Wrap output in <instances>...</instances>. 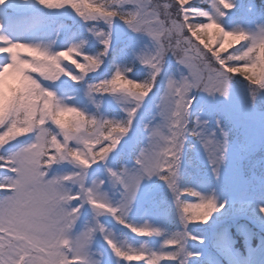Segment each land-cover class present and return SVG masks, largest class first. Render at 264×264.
I'll list each match as a JSON object with an SVG mask.
<instances>
[{
    "label": "clouds",
    "instance_id": "9594fccd",
    "mask_svg": "<svg viewBox=\"0 0 264 264\" xmlns=\"http://www.w3.org/2000/svg\"><path fill=\"white\" fill-rule=\"evenodd\" d=\"M39 2L50 10L70 8L85 20L93 21L89 32L104 47L88 53L85 46L89 40L82 38L56 50V41L50 38L26 41L0 34V54H7L6 62L0 64L3 65L0 82L3 83L5 77L18 78L21 85L10 98L14 104L6 103L3 91L0 92V170H3L0 171V187L15 189L9 199L16 205L15 211L9 213L5 211L9 199L0 200V233L4 234L0 240V262L103 264V254L97 255L93 249L97 234L102 235L122 259L128 260L120 252H147L151 258L155 251L131 244L99 217L109 214L133 233L138 228L156 229L147 221L136 224L129 220L132 191H136L137 181L140 183L145 177L162 175L157 170L168 164L167 183L174 193L183 229L170 234L164 241L165 247L155 253L167 254L176 264H190L191 258L200 254L189 247V241L201 238L189 230V225L207 223L224 207L214 189L204 192L179 182L181 156L190 131L188 124L195 99L193 92L199 89L228 96L229 81L239 74L249 82L253 99L261 93L264 89V19L257 20L254 27L227 29L222 22L225 10L229 8L226 0H212L214 11L197 7L193 0L191 3L189 0H179V3L177 0H144L145 5L160 6V11L165 14L162 20L146 9L136 12L137 27L133 30L150 36L152 47L147 52L136 53L128 64H116L111 75L87 85L89 96L112 94L121 102L126 115L116 118L100 114L101 102L96 101V111H90L73 103L72 96H61L58 90L45 86L41 79L54 83L68 77L79 82L89 73L99 72L108 54L114 19L123 20L124 16L135 12L136 7H128L134 5L131 0H96L95 4L101 5L102 9L115 11L116 15L112 16L107 11L93 10L90 7L93 0ZM205 16L207 22L198 19ZM99 21L106 22L108 27L98 26ZM210 34L215 37V48ZM201 43L205 48L212 45V56L205 58L196 54ZM163 49L176 59L184 57L187 64L183 66L188 71H181L179 76L175 73L167 76L157 104L160 119L145 125L148 143L134 157V164H124L119 170L108 168L113 182L120 186V196L116 199L105 188V179L95 178L89 182V169L98 161L106 160L127 134L115 125L131 129L132 120L164 71L167 54L162 52ZM137 63L145 68L146 74L142 78L130 75ZM68 65L74 66L75 71ZM187 65L205 68L209 78L203 80L198 74L193 75ZM231 67L241 71L232 73ZM245 73L255 78L249 79ZM18 137L30 139L26 144H17ZM211 147L217 161H223L226 153L223 144L213 140ZM64 163L71 164L73 169L54 171V166ZM214 171L218 178V168ZM85 204L91 206L93 216L77 230ZM204 216L208 219H201ZM138 234L151 236L161 234V231Z\"/></svg>",
    "mask_w": 264,
    "mask_h": 264
},
{
    "label": "rangeland",
    "instance_id": "374dc122",
    "mask_svg": "<svg viewBox=\"0 0 264 264\" xmlns=\"http://www.w3.org/2000/svg\"><path fill=\"white\" fill-rule=\"evenodd\" d=\"M128 7L132 8L136 5L130 4ZM61 15L74 21L73 29H67L62 34L61 28L65 26L57 25L58 17L62 18ZM260 19H264V12L252 3L242 1L239 12L227 17L228 29L254 27L255 22ZM93 23V21L78 16L74 10L67 7L58 10L48 9L45 13L39 12L31 16H9L0 7V34L26 41L50 38L56 41L54 45L56 50L77 42V38L81 37L89 40L85 46L88 53H93L92 50L97 46L103 48L104 45L89 32ZM98 26L108 27L104 21H99ZM110 34L111 45L105 63L99 72L89 73L84 80L79 82L62 77L54 83L46 80L45 84L58 90L61 96L72 94L73 103L87 107L90 111H96L95 102L99 101L101 102L99 110L101 115L122 118L126 113L123 111L120 101L112 94L89 96L86 91L87 85L111 75L110 66L114 58L133 60L136 53L147 52L152 47L153 41L147 34L128 27L119 17L114 19ZM80 35L82 36L80 37ZM6 55L0 54V64L6 62ZM136 65L137 68L133 72L135 76L140 73L146 74L142 65L139 63ZM181 71L187 73L188 69L180 65L172 53H168L164 71L158 79L157 86L144 100L131 129L106 160L98 161L92 165L89 169V182L95 178L105 179L107 181L105 188L112 193L114 198L119 199L120 186L113 182L108 168L119 170L124 164L129 166L134 164V157L148 143V128L145 125H150L160 119L157 104L167 76L172 73L179 76ZM228 89V96L199 89L194 90L195 99L188 124L190 131L184 141L179 182L183 186H193L204 192H211L214 189L222 202L257 199L264 205V89L253 99L249 82L239 74L229 81ZM192 129L199 135H193ZM208 138L223 144L226 149L223 161L218 162L215 155H210L204 143ZM25 139L27 138H21V140ZM217 168L220 173L218 178L214 171ZM72 169L73 166L69 163L54 166V171L63 172ZM231 212V217L235 221L237 215L234 211ZM82 213L77 230L93 216V210L88 204H85ZM128 218L130 221L141 220L143 223L147 221L151 226L159 229L161 234L136 236L111 215L104 214L99 217L101 222L118 236L127 238L135 246L143 245L150 250L159 249L163 242L165 232L161 228L164 221L175 222L177 225L175 232L183 229L174 193L161 175L145 177L139 183L130 205ZM192 226L189 225L190 231ZM228 227L227 225L223 231L226 237L230 236L227 232ZM220 228L213 224L205 230L204 235L200 232L197 233L196 236L200 235L201 239L189 241V247L200 255L209 254L211 252L210 241L215 233L220 231ZM225 244L231 245L232 243L226 242ZM93 249L97 255L103 254V264H141V262L128 261L118 257L100 234L96 235ZM239 264H264V238L255 247L249 248V257L245 260L240 258Z\"/></svg>",
    "mask_w": 264,
    "mask_h": 264
},
{
    "label": "trees",
    "instance_id": "16d2710c",
    "mask_svg": "<svg viewBox=\"0 0 264 264\" xmlns=\"http://www.w3.org/2000/svg\"><path fill=\"white\" fill-rule=\"evenodd\" d=\"M242 1L252 2L256 7H258L260 10L264 11V4H262V0H233L235 3V7L230 10H225L227 13L222 17V22L224 26L227 28V17L231 14H234V12H237L240 9V5ZM194 4L197 7H200L202 9H209L210 8V0H205L204 3H201L200 0H193ZM93 3H96V0H93ZM1 6H3L8 12L12 14H29L31 15L34 12H42L45 13L48 11L47 8H45L42 4H40L39 0H4L3 3H0ZM53 12V11H52ZM62 18L58 17V24L63 25V29L61 30V34L67 30H72L74 27V21L73 19H70L69 17H65L61 15ZM202 20L203 22L206 21V18H198ZM81 37V35H80ZM81 39V38H80ZM79 39V40H80ZM213 48H215V43L213 44ZM101 49V47L97 48V51ZM231 47H229V51H231ZM227 53H222V55H226ZM77 59H80V57H77ZM131 60H123L120 62V64H128ZM119 64L117 60L114 61L112 65V71H114L115 65ZM69 68L75 71V69L72 67V65H68ZM132 75V73L130 74ZM133 76V75H132ZM144 75L138 74L136 76H133L134 78H142ZM46 80L41 79V83L45 84ZM3 91V83L0 82V92ZM69 96H72L70 94ZM193 131V129L191 130ZM3 171V170H2ZM188 174L190 171H187ZM224 204V207L220 210L218 213H214L211 217V219L205 223V224H192L193 226L190 227L191 232L193 234L202 233V230L204 228H207L213 224H219L220 226L228 224L233 220L234 218L231 217V211H234L236 213V219L235 222H232L229 231L230 235H232L230 239H235L236 243L234 246H228L224 245L223 243L226 242L227 237L222 234V230L217 235V237L214 238L212 241V254L210 256H194L192 257L193 262L191 264H237L238 259L241 255L246 256L247 253V246L249 244L248 240H246L247 232L243 229H249L251 233V243H258L260 242L261 238L264 235V212H261V204L253 199V200H246L243 199L238 200L237 203L232 204L230 201H224L222 202ZM233 206V207H231ZM241 215V216H240ZM136 224H143L141 221H132ZM129 229V228H128ZM162 230L165 232V238L161 244V247L159 251L165 247L164 241L168 238V236L175 232L177 229V225L172 220H166L162 223ZM199 229V230H196ZM131 231V229H129ZM132 232V231H131ZM136 236H140L138 233H134ZM169 248H174V245H168ZM154 251V250H152ZM158 252V251H155ZM133 262H141V264H145V261L143 260H133ZM174 260L165 258L161 261V264H174Z\"/></svg>",
    "mask_w": 264,
    "mask_h": 264
},
{
    "label": "snow or ice",
    "instance_id": "6c2138e0",
    "mask_svg": "<svg viewBox=\"0 0 264 264\" xmlns=\"http://www.w3.org/2000/svg\"><path fill=\"white\" fill-rule=\"evenodd\" d=\"M4 0H0V3H3ZM131 2L136 5V11L133 12L132 14L130 15H126L123 17V21L124 23L130 27L131 29H135L137 27V24L135 23L136 19H137V15H136V12H139L141 11L142 9H146L147 12L151 13V12H155V14L157 16H159L162 20L164 19V13L160 11V6H157V7H152L151 4H148V5H145L144 4V0H131ZM226 2L228 3L229 5V8L227 10H230L232 8L235 7L234 3H232V0H226ZM177 3H179V0H177ZM189 3H191V0H189ZM90 7L93 9V10H96V9H100L101 11H107L109 15H112V16H115L116 15V12L113 11V10H105V9H102L101 5L99 4H92L90 5ZM163 7H167V5H163ZM219 11V10H218ZM227 14V13H225ZM203 18H206L203 17ZM194 34V33H193ZM201 41H202V37L199 38ZM210 39H212V43L214 44L215 43V37L212 36L210 34ZM242 39V37H241ZM109 44V48H110V45H111V39L110 41L108 42ZM212 49V45H208L207 48H205L203 46V44L201 43L199 47H197L196 49V54L199 55V56H203V57H208V56H212L213 55V52L214 50L210 51ZM25 51H30V49H24ZM167 49H163L162 52L164 54H167ZM66 55V53H65ZM177 60L180 64L182 65H186L187 64V61L184 59V57H181V56H178L177 57ZM190 70L192 71L193 75H199L201 79L203 80H207L209 78V74L206 72V69L203 68V67H200V66H192V65H187ZM0 68H3V65H0ZM231 72L232 73H239L241 71L240 68L238 67H231ZM245 75H248V78L249 79H254L255 77L253 75H249L248 73H245ZM117 79H120V76H117ZM157 82H158V79L156 80L155 82V85L153 86V89L157 86ZM257 83H260L259 80L256 81ZM20 83H19V80L18 78H8V77H5V80L3 82V93H4V99H5V102L6 103H12L14 104V100L10 99L14 96V91L16 89H18L20 87ZM133 122H134V119L132 120V125H133ZM116 128H120L122 131L124 132H129V130L127 128H123L121 125L117 124L115 125ZM194 134H197V133H194ZM22 137H18L17 140L15 141V143L17 144H26L28 143V140L30 139V137H26L27 139L25 140H21ZM118 139H120L118 137ZM205 143V147L209 150V153L210 155H215L214 152H213V149L211 147V145L213 144V140L211 138H208L204 141ZM105 154H107V152H105ZM170 167V165L168 164H164L162 165L157 171L162 173V178L165 180V181H168L169 180V175L167 174L168 173V168ZM151 175V173H149ZM139 184V181H137V185ZM15 189L13 187H0V200H4V199H9L12 194L14 193ZM134 193H135V190L133 189L132 191V199H133V196H134ZM131 203V200L129 201ZM209 204H211L212 202L209 201L208 202ZM186 209L188 206H185ZM15 208H16V205H15V202L14 201H11L9 199V203L7 204L6 208H5V211L11 213L13 211H15ZM201 219H205L207 220L208 217L207 216H204V217H201ZM159 231V229H153V228H138L136 233H151V232H157ZM4 238V234L0 233V240H3ZM119 251V250H117ZM120 255L121 256H125L128 258V261H133V260H143L145 261V264H161V261L164 260L165 258H168V259H171L167 254L165 255H161L159 253H152L151 254V258H149V253L147 252H134V253H126V252H120ZM172 260V259H171ZM0 264H2V262H0Z\"/></svg>",
    "mask_w": 264,
    "mask_h": 264
}]
</instances>
